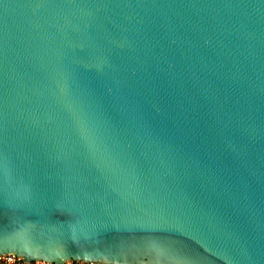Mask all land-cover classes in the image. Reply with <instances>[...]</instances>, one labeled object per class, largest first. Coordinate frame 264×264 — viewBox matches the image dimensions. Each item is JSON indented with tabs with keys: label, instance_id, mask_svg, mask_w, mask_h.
Segmentation results:
<instances>
[{
	"label": "water",
	"instance_id": "95a60500",
	"mask_svg": "<svg viewBox=\"0 0 264 264\" xmlns=\"http://www.w3.org/2000/svg\"><path fill=\"white\" fill-rule=\"evenodd\" d=\"M0 225L28 264H264V0H0Z\"/></svg>",
	"mask_w": 264,
	"mask_h": 264
},
{
	"label": "snow or ice",
	"instance_id": "6c2138e0",
	"mask_svg": "<svg viewBox=\"0 0 264 264\" xmlns=\"http://www.w3.org/2000/svg\"><path fill=\"white\" fill-rule=\"evenodd\" d=\"M5 239V229L2 225H0V246L3 245ZM139 235L138 234H131L128 237V242L130 244V247L140 253H143L145 257L151 256L152 259L148 260L147 258V264H165L164 256L165 252L162 248L157 246H151L148 249H144L139 245ZM13 242H16L13 240ZM28 245H32L31 243L24 242Z\"/></svg>",
	"mask_w": 264,
	"mask_h": 264
},
{
	"label": "built area",
	"instance_id": "2783aa9c",
	"mask_svg": "<svg viewBox=\"0 0 264 264\" xmlns=\"http://www.w3.org/2000/svg\"><path fill=\"white\" fill-rule=\"evenodd\" d=\"M0 264H28V263H26L22 258L17 257L15 255H4V256H0ZM30 264H51V263L44 261H36ZM65 264H93V263H81V262L71 261Z\"/></svg>",
	"mask_w": 264,
	"mask_h": 264
}]
</instances>
